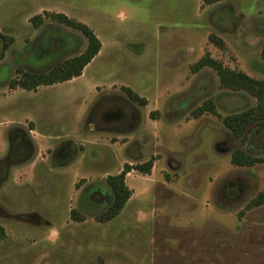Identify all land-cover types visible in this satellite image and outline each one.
Instances as JSON below:
<instances>
[{
    "label": "rangeland",
    "instance_id": "1",
    "mask_svg": "<svg viewBox=\"0 0 264 264\" xmlns=\"http://www.w3.org/2000/svg\"><path fill=\"white\" fill-rule=\"evenodd\" d=\"M44 9L87 24L100 52L79 77L10 89L17 66L42 68L85 45L50 17L33 27L29 18ZM0 28L14 38L0 60V264H264V204L245 209L264 192V162L230 163L235 149L264 157V120L235 136L210 112L191 115L209 99L220 116L255 104L245 91L221 88L211 67H191L208 53L264 79V0H0ZM121 86L148 100L133 103L132 125L118 104L129 101ZM142 135L138 156L153 158L151 172L130 171L133 198L97 221L111 201L106 176ZM69 140L73 153L59 160ZM71 208L84 219L72 220Z\"/></svg>",
    "mask_w": 264,
    "mask_h": 264
},
{
    "label": "trees",
    "instance_id": "2",
    "mask_svg": "<svg viewBox=\"0 0 264 264\" xmlns=\"http://www.w3.org/2000/svg\"><path fill=\"white\" fill-rule=\"evenodd\" d=\"M201 1L203 4L209 5L221 0ZM45 16L67 27L78 30L85 38V45L81 51L68 56L56 57L47 64V66H42V68H21L17 66V75L7 81V85L10 89L22 88L24 90L34 91L39 86L53 85L77 77L81 75L83 68L93 59L100 49V40L87 24L73 17H69L62 12L43 10L41 13L32 15L29 18V22L33 27L37 28L42 23ZM208 38L211 42L223 46L222 41L215 35L209 34ZM13 42V36L0 31V60L4 57L5 52L11 47ZM261 55L264 58V44ZM205 66L215 70L221 88L231 91H245L254 97L256 101L254 105L242 111L220 116L216 111L214 102L209 99L191 110V115L193 117H197L204 112H210L219 117L223 125L235 136H241L249 126L264 120V79L253 78L241 70L225 66L220 60L211 57L208 53L201 56L191 68L195 72ZM121 89L130 102L138 103L142 106L146 104V99L137 95L131 88L121 86ZM155 113L157 114V111H150L149 116L154 119L153 116ZM9 137L11 140H14L15 135L10 133ZM72 153L71 140H69L60 144L55 155L60 157L59 160L63 161V159H69ZM262 162H264V157L252 156L241 149L233 150L230 155V163L236 166H252ZM152 166L153 158H149L140 163H124L118 173L107 175L106 183L110 188L111 201L105 209L95 214L96 220L99 222H107L116 217L124 207L131 195V190L125 183V175L127 172L136 170L143 174H149ZM261 204H264V192L257 193L255 197L249 200L245 205V209H250ZM69 213L71 219L74 221H82L84 219L74 208H71ZM4 237L5 230L4 227L0 225V240Z\"/></svg>",
    "mask_w": 264,
    "mask_h": 264
},
{
    "label": "crops",
    "instance_id": "3",
    "mask_svg": "<svg viewBox=\"0 0 264 264\" xmlns=\"http://www.w3.org/2000/svg\"><path fill=\"white\" fill-rule=\"evenodd\" d=\"M209 5H211V4H209ZM44 10H47V9H44ZM49 11H54V10H49ZM55 12H57V11H55ZM64 14H65V13H64ZM67 16H68V15H67ZM69 17H70V16H69ZM75 19H76V18H75ZM76 20H77V19H76ZM81 22H82V21H81ZM83 23H84V22H83ZM0 31L3 32V30H2L1 28H0ZM3 33H5V32H3ZM5 34H7V33H5ZM100 42H101V41H100ZM135 44H136V43H129V44H128V47L131 48V50H132V49H134V45H135ZM11 46H12V45H11ZM101 47H102V43H101L100 49H101ZM9 49H10V48H9ZM9 49H8V50H9ZM100 49H99V51L97 52V54L100 52ZM8 50H7V51H8ZM143 50H144V45H142V47H138V48L134 49L133 52H135L136 54H139V53H142ZM7 51H6V52H7ZM6 52H5V54H6ZM5 54H4V56H5ZM97 54H96V55H97ZM96 55H95V56H96ZM95 56H94V57H95ZM94 57H93V58H94ZM3 58H4V57H3ZM3 58H2V59H3ZM79 76H80V75H79ZM79 76H77V77H79ZM73 78H76V77H73ZM73 78H72V79H73ZM70 80H71V79H70ZM66 81H68V80H66ZM63 82H64V81H63ZM59 83H60V82H59ZM56 84H57V83H56ZM47 86H49V85H47ZM21 89H22V88H21ZM144 98H145V97H144ZM145 99H146V98H145ZM146 101H148V100L146 99ZM127 102H128L129 104H131V107H132L133 109L135 108V107H134L135 105H134L132 102H130V101H127ZM146 104H147V102H146ZM146 104H145V105H146ZM145 105H144V106H145ZM134 121H135V120H134ZM138 125H139V124H137L134 128H136ZM122 136H123V135H122ZM122 136L120 135L118 138H121ZM123 137H124V136H123ZM128 140H129V139H127V141H125V142H123V143H121V144H127V143H128ZM145 140H147V138L145 137V135H142V136L138 137V139H135L132 143H130L131 146H133L134 144H135V145L132 147V151H133L134 153H133V152H132V153L130 152L131 154H134V155H133V156H129V158H131V159H135V160H129V158H128V159H126V160L123 162V164H124V163L135 164V163L143 162L142 159H139V156H138V155H139V154H138L139 151H138V148H137L138 145L136 144V141H138V142H139V146H141V145L144 144L143 142H144ZM128 153H129V152H128ZM145 161H146V160H145ZM153 164H154V161H153ZM122 166H123V165H122ZM121 168H122V167H121ZM121 168L119 169V171L121 170ZM152 168H153V166H152ZM152 168H151V170H152ZM119 171H118V172H119ZM131 171H136V170H131ZM150 172H151V171H150ZM128 174H130V171L126 173L125 178H126V176H127ZM128 188H129V187H128ZM129 189H130V188H129ZM130 190H131V189H130ZM133 195H134V193H133L132 190H131V195H130L129 199L126 201V203H128V202L131 200V198H133ZM126 203H125V204H126Z\"/></svg>",
    "mask_w": 264,
    "mask_h": 264
},
{
    "label": "flooded vegetation",
    "instance_id": "4",
    "mask_svg": "<svg viewBox=\"0 0 264 264\" xmlns=\"http://www.w3.org/2000/svg\"><path fill=\"white\" fill-rule=\"evenodd\" d=\"M118 104H119V106L121 108H124L129 113L127 120L130 122L129 124L132 125L133 122H134V120H135V115H134L133 111H131V108H132L131 107V104H129L127 101H124V102H121V103H118ZM15 140H17L18 142H20V143H22L24 145V154H26L29 151V149H28L29 148L28 140L23 135L22 136L21 135H18V137H16ZM99 191L100 190H98V188L95 187L93 190H91L92 196H93L94 193H100ZM105 197H106V195L103 196V199H105ZM79 203H80L81 206L84 205L81 202H79ZM97 205L98 204H95L94 207L97 208ZM85 206H87V205H85Z\"/></svg>",
    "mask_w": 264,
    "mask_h": 264
}]
</instances>
